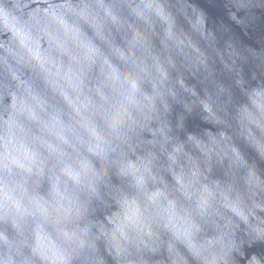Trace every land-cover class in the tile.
<instances>
[{
  "label": "clouds",
  "instance_id": "1",
  "mask_svg": "<svg viewBox=\"0 0 264 264\" xmlns=\"http://www.w3.org/2000/svg\"><path fill=\"white\" fill-rule=\"evenodd\" d=\"M0 264H264V0H0Z\"/></svg>",
  "mask_w": 264,
  "mask_h": 264
}]
</instances>
